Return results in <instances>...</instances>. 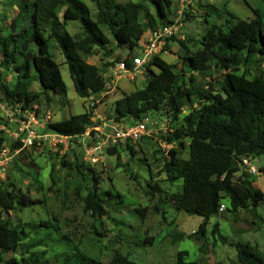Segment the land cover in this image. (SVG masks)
Returning <instances> with one entry per match:
<instances>
[{
	"label": "rangeland",
	"instance_id": "1",
	"mask_svg": "<svg viewBox=\"0 0 264 264\" xmlns=\"http://www.w3.org/2000/svg\"><path fill=\"white\" fill-rule=\"evenodd\" d=\"M166 18L159 23L173 24L172 33L165 37L159 56L173 65L181 74L179 85L191 93V105L182 107L174 116L159 110L151 115L147 131L138 139L118 135L130 118L115 120L114 102L122 93L142 88L147 80L146 68L137 73L134 80L116 78L115 83L104 95L101 93L81 97L76 93L70 78L65 58L59 48L54 47L56 61L66 85V97L49 93L40 94L39 111L43 116L50 115L51 121L68 117L75 113H89L90 125L101 121L106 126L100 130L90 129V137L84 135L75 139L67 149L54 150L46 145L10 149L9 160L0 178L8 189L15 191L26 206L16 205L15 209L1 211L2 219L11 226L27 229L30 238L38 237L47 231L41 222H47L49 237L31 250L20 245L15 250L0 252L3 260L15 257L26 260L30 252H40L41 259L51 257L57 252L71 250L82 257L80 264L107 262L115 254H122L138 264H172L176 254L185 250L186 259L196 264H241L235 245L248 244L264 259V199L257 207L240 208L236 211L219 209L207 222L205 241L187 235L195 231L202 218L176 209L170 195L179 191L181 179H171L165 170L170 158V150H177V157H188V138L170 140L171 133L182 123V118L191 107L197 106L201 94L210 90L223 92L227 89L225 72L218 67L201 73L192 70L183 56L195 53L200 48V39L211 25L225 27L226 12L231 11L241 18L252 19L255 9L264 16V2L261 0H169ZM89 6L91 3L87 1ZM14 10L0 0V22L9 21ZM59 21L70 35L79 38L83 35L77 20L64 24L61 14ZM46 30V34L48 33ZM145 35V34H144ZM180 40L184 42L182 47ZM138 49L129 51L127 46L117 49L114 56H105L101 50L90 56L80 52L81 57L100 69L108 82L110 76L104 73L113 61L135 55ZM148 68L157 72L154 65ZM247 76L264 77V58L257 59L247 68ZM243 69H240L241 72ZM16 74L10 68L0 66V134H8L2 128L14 127L20 108L4 101L1 89L15 83ZM31 91H39L32 82ZM105 89V88H104ZM183 146H179V141ZM96 144L102 145L101 155L94 164L85 156V149ZM264 164V155L244 157L235 172L236 181L241 172L249 173L252 184L264 193V173L258 168ZM99 179L97 191L106 199L107 213L97 215L84 208V196L93 188L91 175ZM227 205V204H226ZM218 224V232L225 237L221 240L218 233H212V226ZM183 234L182 238L178 235ZM54 240H51V238ZM0 260V264H3ZM55 264V263H54Z\"/></svg>",
	"mask_w": 264,
	"mask_h": 264
},
{
	"label": "trees",
	"instance_id": "2",
	"mask_svg": "<svg viewBox=\"0 0 264 264\" xmlns=\"http://www.w3.org/2000/svg\"><path fill=\"white\" fill-rule=\"evenodd\" d=\"M3 1L14 10V16L7 22H0V66L10 68L16 74V80L1 92L7 103L20 109L36 107L38 112L40 94L52 93L60 100L66 97L67 88L54 47L62 52L78 95L87 97L101 93L105 79L100 69L84 60L80 52L90 56L99 49L105 56L118 58L114 55L117 49L127 46L129 51L134 50L146 31L154 29L166 18V9L170 6L169 0ZM254 12L252 19L226 12L225 27L211 25L200 39L201 48L183 56L192 70L206 73L213 67L222 69L227 81V89L222 93L204 91L197 106L189 109L169 137L170 140L189 139L188 157L179 158L177 150L171 149L165 170L171 179L182 180L181 189L170 195L176 209L202 218L197 229L187 235L198 240L205 241L207 222L219 212L221 204L225 209L236 211L255 208L264 199L263 191L252 184L249 173L242 171L234 180L235 172L240 171L238 164L244 157L264 155V77L249 78L244 69L264 58V16L258 9ZM59 13L64 24L68 20H77L83 35L76 38L62 28ZM180 43L184 47V42L180 40ZM128 59L124 57V60ZM147 65L156 66L158 71H151ZM145 68L148 74L145 85L122 93L115 100V120L130 118L131 124L159 110L175 116L183 106L192 104L191 93L180 88L181 74L171 63L155 55ZM240 69L243 70L239 72ZM32 82L38 84V93L31 91ZM90 124L89 113L83 112L50 121L46 127L68 135H80ZM5 141L6 136L0 134V147ZM179 146H183L181 140ZM258 171L264 173V164ZM91 181L94 186L84 196V208L93 214L104 215L107 213L106 199L97 191L99 179L92 174ZM17 204L26 206L27 202L0 182V210L15 209ZM1 216L0 213V252L15 250L20 245L31 250L51 234L50 225L42 221L41 227L47 231L30 238L27 229L13 227ZM211 232H217L225 241L218 232L217 223ZM183 236L180 234L178 238ZM235 247L241 264H264V259L248 244L237 243ZM40 255V252L31 251L27 261L15 257L3 261L0 257V260L3 264H80L83 260L71 250L57 252L45 259ZM186 255L185 250L178 251L172 264H196L187 260ZM91 264L138 263L115 254L107 262L93 261Z\"/></svg>",
	"mask_w": 264,
	"mask_h": 264
},
{
	"label": "built area",
	"instance_id": "3",
	"mask_svg": "<svg viewBox=\"0 0 264 264\" xmlns=\"http://www.w3.org/2000/svg\"><path fill=\"white\" fill-rule=\"evenodd\" d=\"M173 24H161L154 29H148L143 35L142 39L138 43L135 49H138L135 55L129 56L128 61L122 59L113 61L104 73L105 76H112L111 79L105 83V89L101 92L104 95L108 92L107 86L110 88L115 83V77H125L128 80H134L137 73H141L145 70L147 63L155 55H159L162 44L166 36L170 35L173 30ZM112 85V86H111ZM2 105L0 101V106ZM150 116H146L142 120L133 121L131 124L124 126V130L121 131L119 136L129 137L131 139L140 138L147 131V124L151 121ZM50 115L43 116L41 112H38L35 108L20 109L15 118L14 127H2L10 138L9 144H4L0 147V178L4 177V168L9 160L8 153L10 149L16 151L23 147H31L33 145L42 146L46 145L54 150L67 149L70 144H76L75 139H80L84 135L90 137V129L100 130V126H106L104 121L97 123L96 125H89L84 133L80 135H68L62 132L48 129L46 124L50 122ZM90 120H95L94 117H90ZM12 143H17V146H11ZM102 145L96 144L94 146L86 147L85 156L92 164L96 163L101 155ZM224 205L221 204L220 208Z\"/></svg>",
	"mask_w": 264,
	"mask_h": 264
}]
</instances>
